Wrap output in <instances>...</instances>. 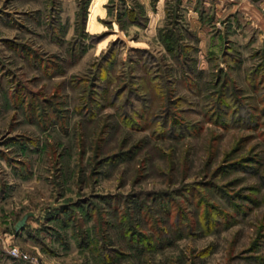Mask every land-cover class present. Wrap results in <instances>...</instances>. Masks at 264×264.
<instances>
[{"label":"rangeland","instance_id":"1","mask_svg":"<svg viewBox=\"0 0 264 264\" xmlns=\"http://www.w3.org/2000/svg\"><path fill=\"white\" fill-rule=\"evenodd\" d=\"M159 1L0 0V264H264V43Z\"/></svg>","mask_w":264,"mask_h":264},{"label":"crops","instance_id":"2","mask_svg":"<svg viewBox=\"0 0 264 264\" xmlns=\"http://www.w3.org/2000/svg\"><path fill=\"white\" fill-rule=\"evenodd\" d=\"M143 1L149 5L151 0ZM179 1L181 8L187 9V13L196 26L210 28L206 35L207 52L214 50L211 42L217 38L216 36L232 40L241 47L244 45V48L246 46L260 48L264 43V0ZM161 3L163 4V0L159 1V5ZM188 24L189 27H193L189 22ZM214 29L219 32L215 37L213 35ZM243 47L242 49H244Z\"/></svg>","mask_w":264,"mask_h":264},{"label":"trees","instance_id":"3","mask_svg":"<svg viewBox=\"0 0 264 264\" xmlns=\"http://www.w3.org/2000/svg\"><path fill=\"white\" fill-rule=\"evenodd\" d=\"M176 16H177V14H176ZM165 34H166V36L164 38L165 39L164 41H165L166 48L170 51L171 54L174 55V57L177 60H179L178 56H176L177 55V46L179 44L177 32L174 31L173 29H170L168 31V33H165ZM183 50H190V48L184 47ZM185 60L193 62V59H191V57L189 55L185 57ZM183 66L186 69H188V71H191L190 69H193V68H191L192 67L191 65L188 66L186 63H184ZM221 80H222V78H221ZM221 80H220V82H221ZM226 91H227V83L223 82V84H221L220 91H218V93L215 94L217 96V100H216L217 102L216 103L219 107H221V104H222V106H225V99L227 96ZM234 113H237V112H234ZM233 116L234 117L231 118V120L229 122L230 126H232V125L247 126V125H250L253 122V120L255 119V118L251 117L250 115H248V116L245 115V117H240V116H235V115H233ZM181 129L183 131L187 130L186 125L182 124Z\"/></svg>","mask_w":264,"mask_h":264},{"label":"built area","instance_id":"4","mask_svg":"<svg viewBox=\"0 0 264 264\" xmlns=\"http://www.w3.org/2000/svg\"><path fill=\"white\" fill-rule=\"evenodd\" d=\"M9 252L14 258L17 259H28L29 257L28 254L22 252L17 246L12 247Z\"/></svg>","mask_w":264,"mask_h":264},{"label":"water","instance_id":"5","mask_svg":"<svg viewBox=\"0 0 264 264\" xmlns=\"http://www.w3.org/2000/svg\"><path fill=\"white\" fill-rule=\"evenodd\" d=\"M29 216H30V213L24 215V217L20 221H18V223L16 225V230H19V229L24 227V225L26 224L27 219L29 218Z\"/></svg>","mask_w":264,"mask_h":264}]
</instances>
